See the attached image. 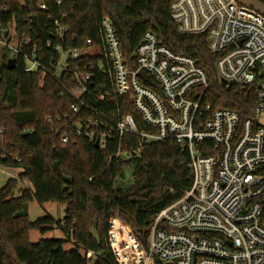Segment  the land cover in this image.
<instances>
[{
  "label": "trees",
  "instance_id": "trees-1",
  "mask_svg": "<svg viewBox=\"0 0 264 264\" xmlns=\"http://www.w3.org/2000/svg\"><path fill=\"white\" fill-rule=\"evenodd\" d=\"M174 1L0 0V32L14 23L20 37L31 38L24 51L34 53L42 64L27 72L21 55L8 69L5 48L0 67V167L22 168L20 180L31 184L20 195L16 179L0 188V264H119L108 239L110 221L122 218L146 242L155 215L192 186L189 152L173 139L141 144L139 136L127 135L120 145L113 139L102 149L78 135V126L96 115L115 123L131 114L140 130L150 127L129 97L114 94L112 77L98 70L94 87L84 97L90 108L73 113L71 106L77 100L67 92L61 94L54 45L83 47L90 38L101 43L100 22L108 17L131 58L151 31L172 51L194 58L205 69L210 84L204 102L212 109L235 110L242 120L255 116L257 85L222 83L216 67L221 54L209 49L206 33L178 31L171 15ZM56 21L68 27L64 41L56 34ZM64 134L68 142L63 141ZM127 167L133 168V183L119 186L116 180ZM34 201L65 205L66 215L62 220L51 215L31 220L27 208ZM55 228L62 238L47 234ZM34 232L39 239L33 240Z\"/></svg>",
  "mask_w": 264,
  "mask_h": 264
},
{
  "label": "built area",
  "instance_id": "built-area-1",
  "mask_svg": "<svg viewBox=\"0 0 264 264\" xmlns=\"http://www.w3.org/2000/svg\"><path fill=\"white\" fill-rule=\"evenodd\" d=\"M171 15L181 34L208 35L209 49L221 54L216 67L222 83L257 85L255 116L242 120L235 110L212 109L204 102L210 84L205 69L151 31L131 58L108 17L100 22L101 43L90 38L83 47L54 45L61 94L77 100L73 113L90 108L84 97L98 70L112 77L114 94L129 97L150 127L140 130L131 114L115 123L96 115L78 126V135L102 149L127 135L139 136L141 144L173 139L190 155L191 188L155 215L146 242L114 217L109 243L119 264H264V15L237 0H175ZM54 23L64 41L68 27ZM30 43L15 25L0 32V45L10 58L24 56L27 72L42 68L34 53L24 51ZM63 141H69L66 134Z\"/></svg>",
  "mask_w": 264,
  "mask_h": 264
},
{
  "label": "rangeland",
  "instance_id": "rangeland-1",
  "mask_svg": "<svg viewBox=\"0 0 264 264\" xmlns=\"http://www.w3.org/2000/svg\"><path fill=\"white\" fill-rule=\"evenodd\" d=\"M12 26L14 27V23L12 24ZM5 51L6 49L2 45H0V67L3 64V54L5 53ZM132 170V167H127L125 170V175L122 178L117 179L116 184L123 187L131 185L134 179L132 175ZM20 172H22V168L0 167V188L5 185V183L9 179H16V181L18 182V189L16 190V195H20L25 189H31V184L29 181L20 180ZM27 212L29 213L31 220H35L38 217L45 215H51L56 219L62 220L66 215V206L58 203H45L44 205H40L36 201H34L28 205ZM120 220L122 221V223H125L131 227V225L124 221L122 218H120ZM47 234L58 238H62L64 236L58 228L49 231ZM133 234L137 237L134 231ZM39 237L40 236L36 232L33 233V240L39 239Z\"/></svg>",
  "mask_w": 264,
  "mask_h": 264
},
{
  "label": "water",
  "instance_id": "water-1",
  "mask_svg": "<svg viewBox=\"0 0 264 264\" xmlns=\"http://www.w3.org/2000/svg\"><path fill=\"white\" fill-rule=\"evenodd\" d=\"M237 2L243 6L255 9L256 11L264 15V1L262 0H237ZM33 19H34V22H33L34 26L37 28V30H39V25L37 23L36 17H34ZM6 65L8 69H13L16 65V58H9ZM140 76L146 83L150 85L154 84L150 76L146 74L144 71L140 72ZM261 124L264 125V115L261 119ZM95 145L96 147H99L97 142L95 143Z\"/></svg>",
  "mask_w": 264,
  "mask_h": 264
}]
</instances>
